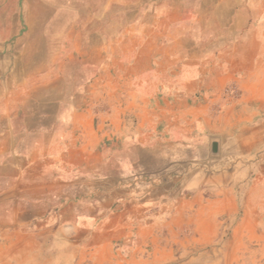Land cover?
Here are the masks:
<instances>
[{"label":"crops","instance_id":"0c3cea01","mask_svg":"<svg viewBox=\"0 0 264 264\" xmlns=\"http://www.w3.org/2000/svg\"><path fill=\"white\" fill-rule=\"evenodd\" d=\"M112 7L129 20L103 42L135 53L102 76L132 80L103 83L102 105L62 88L10 101L0 264H182L177 251L206 264L228 207L231 260L264 258V2Z\"/></svg>","mask_w":264,"mask_h":264},{"label":"rangeland","instance_id":"374dc122","mask_svg":"<svg viewBox=\"0 0 264 264\" xmlns=\"http://www.w3.org/2000/svg\"><path fill=\"white\" fill-rule=\"evenodd\" d=\"M136 0H0V127L10 118V101L22 103L38 101L45 92L62 88L78 99H92L103 103V83L111 80L112 86L124 79L102 76L103 71H121L132 62L118 60V54H133L135 47L105 45L104 25H118L129 15L108 13L112 6L133 7ZM264 0H255L261 5ZM111 55V62L104 61ZM114 81V82H113ZM93 89V90H92ZM29 95L30 99L26 97ZM94 95V96H93ZM11 98V100H10ZM21 105V104H20ZM20 113L23 111L20 110ZM247 207L240 206L237 216ZM236 213L229 207L222 217L223 245L221 253H207L206 264H260V254L242 252L239 260H231V221ZM250 215V214H249ZM241 229H246L244 225ZM220 241V239H217ZM182 264H202L193 252L177 255ZM27 264V263H26ZM29 264H38L33 261ZM174 264V263H173Z\"/></svg>","mask_w":264,"mask_h":264}]
</instances>
